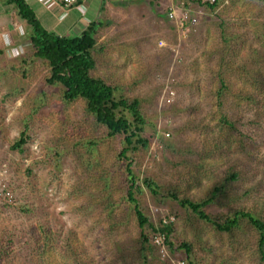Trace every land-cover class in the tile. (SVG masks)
<instances>
[{"label":"rangeland","instance_id":"obj_1","mask_svg":"<svg viewBox=\"0 0 264 264\" xmlns=\"http://www.w3.org/2000/svg\"><path fill=\"white\" fill-rule=\"evenodd\" d=\"M28 1L60 36L101 23L91 76L140 100L149 148L121 158L125 137L48 84L29 27L0 0V184L11 192L0 264H264L246 219L220 231L180 203L212 198L204 211L217 223L236 212L264 221V1ZM128 165L137 206L154 228L173 226L171 245L141 230Z\"/></svg>","mask_w":264,"mask_h":264},{"label":"trees","instance_id":"obj_2","mask_svg":"<svg viewBox=\"0 0 264 264\" xmlns=\"http://www.w3.org/2000/svg\"><path fill=\"white\" fill-rule=\"evenodd\" d=\"M218 1L216 0L212 5L207 4V6L213 9ZM80 2L82 1L80 0ZM6 4L13 5L19 19L29 27L30 43L34 49V57L48 63L50 77L47 82L50 85L62 87L64 101L67 104H73L78 100L85 101L87 111L95 117L97 124L107 129L110 138L124 136L125 148L120 154L121 158L126 157L132 150L149 148L148 140L142 137L146 120L141 111L140 100L117 97L116 88L108 85L102 79L91 76V72L96 67L93 51L97 45L96 34L101 23L97 21L91 23L79 35L60 36L47 31L42 26L27 0H6ZM223 36H226V33H223ZM220 83L221 88L227 86L225 79L222 77H220ZM224 121L229 122L226 118H224ZM26 142V131H23L21 138L13 148L22 150V146ZM127 173L131 182L127 197L135 206L136 218L141 230L144 231L145 227L149 226L153 232L163 237L164 244L171 245L170 236L173 232V226L171 224L163 225L160 229H156L149 223V219L137 206V201L134 198L137 177L129 165L127 166ZM146 184L155 193L156 185L152 181H146ZM212 200V198L202 202L180 200V203L184 207L190 208L201 220L211 222L220 231L230 232L239 225L241 219H246L259 233L258 247L264 260V221L250 213L236 212L225 222L217 223L204 211L205 206L210 204ZM142 238L146 243L148 242L146 233L142 235ZM184 248L190 252L189 247L185 246Z\"/></svg>","mask_w":264,"mask_h":264},{"label":"built area","instance_id":"obj_3","mask_svg":"<svg viewBox=\"0 0 264 264\" xmlns=\"http://www.w3.org/2000/svg\"><path fill=\"white\" fill-rule=\"evenodd\" d=\"M40 1H42L43 4L46 6H52L56 4V5H62L65 7H73L76 4H78L80 0H40ZM203 2H205L206 5L207 4L212 5L216 2V0H203ZM10 199H11L10 190L8 191V189H6L5 186H2V184H0V200L5 201V200H10Z\"/></svg>","mask_w":264,"mask_h":264},{"label":"crops","instance_id":"obj_4","mask_svg":"<svg viewBox=\"0 0 264 264\" xmlns=\"http://www.w3.org/2000/svg\"><path fill=\"white\" fill-rule=\"evenodd\" d=\"M32 1V0H31ZM36 2H37V4L41 7V5L40 4H42V6L44 5L43 4V2L42 1H40V0H35ZM28 3H29V1H28ZM3 5H5V4H3ZM32 9L34 10V12H35V14H36V16H37V18H38V20H39V17H38V13H37V8L36 7H32ZM39 11V10H38ZM40 21V20H39ZM41 22V21H40ZM42 24V23H41ZM43 25V24H42ZM44 27V26H43Z\"/></svg>","mask_w":264,"mask_h":264}]
</instances>
